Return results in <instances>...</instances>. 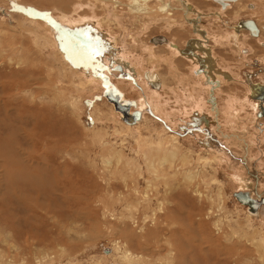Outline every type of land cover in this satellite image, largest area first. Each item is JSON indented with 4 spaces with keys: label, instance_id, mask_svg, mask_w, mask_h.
I'll return each instance as SVG.
<instances>
[{
    "label": "rangeland",
    "instance_id": "obj_1",
    "mask_svg": "<svg viewBox=\"0 0 264 264\" xmlns=\"http://www.w3.org/2000/svg\"><path fill=\"white\" fill-rule=\"evenodd\" d=\"M57 1H64L65 5L61 3L63 6H60L58 3L50 2V0H0V264H37L38 258H43L44 254L45 256L55 257L49 261L51 264H100L97 262L102 256L106 259V261L104 260L105 264L113 263L104 252L109 250L112 244L117 241L122 245L123 240L119 239L118 230L112 232L110 227L113 224L116 225L114 217H118V214L120 215L123 212L127 204H134V202L136 204V196L133 195L131 189L133 177L126 178L128 180V188L124 187L123 183H121L122 179L118 173L119 171H115V174L112 171L115 161L108 165V169L104 167L106 165L102 163L103 157H107V150L105 151V149L122 150L127 157L133 158L140 165H143L142 159L136 157L138 150L134 141L138 137L141 139H149L151 137L150 139L152 140L164 139L162 133V135L158 134L161 130L165 134L178 137V144L181 149L179 157L183 153L193 154L189 160H193L191 161L192 168L188 167V169L195 168L201 174L203 171V175L206 176L205 180L208 179L206 181H209L214 176L217 178L219 187L222 189L224 203L220 200L221 198L216 196L218 188L216 184H211L210 189L208 188L205 191L209 193V196H212L215 204L212 205V211H208L209 201L205 197L199 199L197 197L195 199L196 196L191 191H185L182 187H179V189L181 188L179 192L176 187L182 185L180 183L177 184V182L176 185L174 184L173 187L175 189L170 195L171 204L169 208L175 212L171 213L170 216L172 222L167 223L158 213L154 220L147 219L143 232L146 231L144 237L148 241V247L143 249L144 247L139 246L138 242L134 240L132 242L134 247L132 246L131 251L145 255L150 252V255L147 254L148 259H153L152 256L156 255L154 253L156 252L154 250V238L160 232L161 237L170 235L171 244L178 245L179 249L181 248L180 259L183 258V264H204L202 258L205 259V264H261L259 261L260 252L253 245L250 247L245 241H241L245 246L243 243V246L235 245V243H239V240L234 237L232 240H227V235H230L232 231L225 225V221H230V226L232 225L233 227H231L236 230L242 229L241 227H246L249 224L250 227L258 229V237L260 234V237L264 239V215L256 217L254 213L252 214V211H248V208L240 206L234 197V193L247 190L239 187L240 184L237 182L242 180V185L249 183L247 191H250L252 196H255L254 194L256 193L261 196V200L264 199V115L258 117L257 114L260 111L254 110L252 105H257L258 103L256 102L258 101L254 100V102H251L250 94L248 95L249 88L252 85H260L263 91L262 95L264 94V11L261 10L264 7V1L242 0L240 4L233 5V3L232 6L229 5V8L226 6L224 9L226 12L221 10L225 12L221 16L220 22H223L221 24L219 21L214 20L211 14L216 9H221L220 5L214 0H189L196 9L206 15L202 18L201 25L211 30L218 28L216 29L218 33L222 31L220 34H224L226 30L227 33L230 30L227 25L232 24L234 26L239 20L241 22V20L253 19V21L259 23V26L261 24L263 27L261 29L263 35L260 33L259 37L254 38H250L247 35V40H244V44L240 47V54H237L234 51L235 49L232 50L230 46L226 45L215 47L213 51L220 65L236 76V81L227 82L221 86V93L217 96L219 103L223 106L226 105L228 98H232L234 108L238 110L237 114L239 116L235 119L237 123H235L236 126H233V130H230L229 127L226 128L223 123L224 130H221L222 134H236L240 140L235 141L234 139L232 141L226 139L222 137V134H218L211 127L210 119L209 124L206 126L201 123L188 121L189 117L186 114L198 111L195 105L196 99L201 102L207 95L203 91L205 88L204 82L200 79L198 80L201 82L197 79L190 80L187 84L176 88L171 75L168 74L167 65L160 63L158 73H161V75H159V78L162 79L161 81L167 87L164 90L148 88L152 93L155 92L158 97L150 95L147 91L145 92V87L142 86L143 84L138 79L136 65L139 68V64L143 63L142 58L145 59V53L141 51L137 41L145 40L146 42L148 37L153 36L154 38L158 35L169 38L173 36L172 38L179 45L182 42L186 44L185 41H188L193 36L188 28L183 31L173 26L170 31H165L166 24H164L165 18H163L165 16L157 15L153 17L152 21L146 17V19L142 18L144 21L149 22L146 23L149 28L146 33H144L145 31L143 32L144 35L141 29L143 25L139 27L140 24L133 23L131 20L130 22L128 20L131 16L130 11L125 8L119 16L120 26H117V29L114 28L119 41L113 36L109 38L110 36L103 30L104 32H102L107 39L104 47H101L98 51L89 44L78 43L75 40V36L69 33L64 24L59 22V13H56L53 9L57 8L55 7L57 5L65 12L76 11L78 15L86 14L87 16L92 12L89 9H93L92 13H96L100 18L103 14V11L98 8L101 7L100 4L98 3V6L91 5L96 0ZM115 1H121V4L126 5L125 0ZM39 2L40 4H38ZM103 2L107 7L105 15L107 14L106 16L113 19V10L116 4L111 0H104ZM75 3L78 4L76 5ZM258 3L259 5L261 4V9ZM245 4H253L254 9L248 10V12L237 9ZM149 5L152 7L155 3L152 1L151 3L149 2ZM176 7L178 8L179 6L177 5ZM236 12H238V17L234 16ZM173 17L180 19L181 10L175 11ZM142 19L141 22L143 21ZM26 22H28V25ZM35 22L41 28L37 27ZM37 28L39 30L34 31ZM28 30H30V33H27ZM37 32L41 35L38 36ZM244 32L247 34V31ZM52 33L56 34L59 40H64H62L63 43L69 47L73 57L72 62H75L74 65L77 63V68H82L80 71L84 75L74 74V76L69 74L66 67L69 62L66 63L65 61V65L60 66L61 64L54 57V53L47 47H41L46 42L43 37L46 38L47 34H49V38L47 37L48 41L53 42L54 36H51ZM33 36L37 38L42 36L41 38L43 39L35 41L37 38ZM138 37H142V40H134V38ZM34 42L40 43V46L37 45V47ZM111 45L116 47L111 48ZM105 46H108V48ZM108 49L115 53L117 52L116 55L118 54V57L124 58L126 63L133 68V72L132 70L128 71L125 65L120 63L112 64L113 62L106 58ZM134 62H137L135 63L136 65ZM176 64L179 73L187 74L186 78L190 75L192 77L189 76V78L193 79V75L188 69V62L185 59H177ZM117 67L121 69H117ZM63 70L65 71L64 73L62 72ZM96 75L97 79H99L98 81L94 77ZM103 76L107 78V81L103 80ZM85 79L96 86L90 89L85 87L82 85V81ZM103 83L109 88L118 90L122 94L123 101L137 103V107H131L130 112L138 111L140 113L139 121L135 124H126L122 120L124 116L122 117L115 110L114 104L109 103L107 98L103 96ZM199 84H202L203 88L199 89ZM189 85L195 89L192 87L190 89ZM183 87H189L188 91ZM195 90H199L202 94ZM187 96L191 99L187 98ZM159 102L160 104H158ZM155 107L158 109L157 112L159 111L158 114L154 110ZM202 109L203 113L207 111L206 108ZM161 112L164 113L162 114ZM170 114L171 117L173 116L171 123L166 118ZM252 119H255L254 123H251ZM150 124L151 126H149ZM120 126L137 129L131 134L128 131H124ZM92 127H95V131L100 129L106 133L104 141L109 147L102 149V142L99 143L96 138H93V132L88 130V128ZM152 127L154 128L152 129ZM146 129L156 130L158 137L156 138L154 133H151L150 136ZM116 130L119 131L118 134ZM199 155L214 159H210V164L199 165L196 162ZM123 173L124 175H129L127 170L123 171ZM102 177L105 180H102ZM69 178V183H72L71 186H73L71 188H69L70 184H65L66 181H69ZM56 179L58 182L64 183V187L69 190L72 189L67 196L68 198H63L59 194L58 186L54 181ZM28 180L46 185L44 186L45 195L39 193L40 190L43 191V188L37 183H35L37 186L34 190L30 188L31 185L29 186ZM106 180H108L109 186L106 184ZM52 183L55 186L53 185L52 187ZM94 183L97 184V187L92 190ZM201 185L200 189L204 191V185ZM144 188L145 182L143 180L138 181V191H143ZM91 190L92 192L88 194L87 192ZM159 192V199H161L163 193L161 190ZM121 194L127 195V201L121 199ZM180 195L189 198L188 202H181V212L174 209L175 204L180 202L178 199ZM110 196L113 199H119L120 203L114 202ZM100 200L106 204V207ZM261 200L259 201L258 199V202L261 203ZM155 205L156 200L152 202L151 208H140V204H138V206L136 205V212L131 210L135 218L134 224L132 222L129 223L131 230L135 231V229H138L137 232H139L141 221L145 215L152 216V209L156 207ZM261 205L264 208V204ZM208 213L211 214L209 215ZM195 214L199 215L195 216ZM75 215L76 217H74ZM246 216L250 219L246 218ZM215 219H220L224 223L221 225L223 227L220 230L222 234L214 228ZM156 224H158L157 227ZM239 225L240 228L238 227ZM190 237L193 238L192 241ZM206 238L213 240L216 249L207 252L208 248L206 246L208 245L203 243ZM225 241H228V243H225ZM229 242L234 243L230 245L233 248L227 246L230 244ZM219 246L222 248H219ZM200 247L202 252L204 250L205 254L207 252V255L199 252ZM148 248L149 250H147ZM228 248L230 249L228 250ZM152 250L154 251L151 252ZM161 250H158L157 253L163 256L168 248L162 245ZM262 253L264 255V251Z\"/></svg>",
    "mask_w": 264,
    "mask_h": 264
},
{
    "label": "bare ground",
    "instance_id": "obj_2",
    "mask_svg": "<svg viewBox=\"0 0 264 264\" xmlns=\"http://www.w3.org/2000/svg\"><path fill=\"white\" fill-rule=\"evenodd\" d=\"M73 1H76V0H73ZM103 1L104 0H100V1L96 0V1H94L95 2L94 4H91L93 6L94 5L98 6V3L100 4L101 7H98V8L103 11L102 17H100V18H99V16L96 15V13L95 14L92 13L93 9H89L92 12L90 14H88V16L86 14L78 15V12H76V11L65 12V11L62 10L61 7H58L57 5L55 6L57 8H55L53 10L56 13L57 12L59 13V17H58L59 22L61 24H64V26L68 29L69 33H71L72 35L75 36V40L78 43L89 44V45H91L93 47V49H97L98 51H99V49L101 47H104V44H105L106 39H107L105 37L104 33H103L104 31H106V33L110 36L109 38H112L111 36H113V37L116 38V40L119 41V37L115 34V32H114L115 29L114 28L117 29V26H120V17L119 16L121 15V12H123V10L125 8L127 10H129L130 14H131V16L129 15L130 18H128L129 21L131 20L133 23L140 24L139 27H141L143 25L141 27V29L143 30L142 34L146 33V30H148V28H149V27H147L148 25L146 24V23H149V22L144 21L142 18L146 17L147 19H150L152 21L153 17H156L157 15L165 16V17H163V18H165V22L164 21L163 22H164V24H166L165 31L166 30L170 31V29H173V26H176L175 28H179V30H183V31L186 30V28H188L193 36L188 41H185L186 44H183V42H182V44L185 45V46H183L181 43H180V45H181L180 46L177 43V41H175L172 38L173 36L171 37V35H170L171 38H169L167 36H162L166 40V42H164L163 44H161L162 42H159V41L155 42V43L151 42V40H153V36L152 37L151 36L148 37V39H147L148 41H146V42H145V40L143 41L141 38L145 34L141 38H139V37L138 38H134V40H138V39L142 40V41L138 40L137 44H139L138 46H140L141 51L145 53V57H144L145 59L142 58L143 63L139 64V68L135 64L137 62H134V64L137 67L136 71H138V79L143 84L142 86L145 87V89H146L145 92L147 91V92H149L150 95H154L155 97H158V96L156 95L155 92L152 93L151 91H149V89H148L149 87L154 89L155 87H153V86H155V83L159 84V87L157 89H163L164 90L167 87V85L163 84V81H161L162 79L159 78V75H161V73H158L159 72L158 67L160 66L159 65L160 63H165L167 65V68L169 69V73L168 74L171 75V78L174 81V83L176 85V88H177V86H182V85L187 84V82L190 81V80H195V79L198 80V79H200L201 81L204 82V87H205L204 89L205 90L203 89V91H205L207 95H205L206 97L203 100H201V102H199V99H196L197 102H196L195 105L197 107L196 106L195 107L198 108V111H195L194 113L193 112H190V113L189 112L188 113L185 112V113H187L186 116L189 117L188 121H192L194 123H199V124L201 123V124L206 126V125L209 124V122H210L209 119H210L211 120V123H210L211 127L213 129H215V131L218 134H222V132H221V130L223 129L222 123L224 124V126H226V128L229 127L230 130L231 129L233 130V128H234L233 126L235 125V123H237V122H235V119H236V117L239 116L237 114L238 110L236 108H234L233 99L232 98H228V100H226V103H225L226 105L223 106V105H221V103H219V99H217L218 98L217 96H219V94L221 93V86H223L227 82L236 81V78H235L236 76L233 75L231 72L225 70L223 68V66L220 65V63L217 61V58H216L217 56H215V52H213V51H214L215 47L217 48V47H222V46L226 45V46H230L232 48V50L235 49L234 51H236L237 54H240L241 53L240 52V47L244 44L243 41L247 40L248 36L250 38L259 37V36H252L251 33H249L250 32L249 28L247 26L245 27L241 23H239L240 20L237 23H235L234 26L232 24L231 25L230 24L227 25V27L230 30L228 29L229 31L227 33H226L227 30H226L224 34L223 33L220 34L222 31L220 33H218L217 30H216L218 28H216L215 30H211L208 27H204L203 25H201V22L203 20L202 18L204 16H206V15H204L198 9H196L193 6V3L190 2L189 0H125L126 1V5L121 4V1L116 2L115 0H111V1H113V3L116 4V7H114V10H113V15H114L113 19L109 18L108 16H106L107 14L105 15V10L107 9V7H106V5H105V3ZM152 1L155 3V5L150 7L149 2L151 3ZM241 1L242 0H237L235 2H229V3H227V7L229 8L230 7L229 5L232 6L233 3H234L233 5L240 4ZM50 2H53L55 4L58 3V5H60V6H63V4H64L63 3L64 1H59L58 2L57 0H50ZM61 3H63V4H61ZM71 3H73V2H71ZM88 3H92V2H88ZM38 4H40V2ZM75 4L77 5L78 3H75ZM86 4H87V2H86ZM86 4H85V6H86ZM80 5H82V4H80ZM177 5L179 6L178 8L176 7ZM73 6H75V5H73ZM258 6L260 7L261 4L259 5V3H258ZM261 7H260V9H261ZM178 9L181 10V18H182L181 21H180L181 18L178 19V18H174L173 17V13L175 11H177ZM237 9H239V10L242 9L244 12H248V10L254 9V6H253V4L252 5H246L245 4L244 6H240ZM263 9H264V7H263ZM263 9H261V10L264 11ZM115 10H117V11H115ZM221 10H224V9H222V8L219 9L218 8L214 12L211 13L212 16L214 17V20H217L219 22L221 21V16L226 12L225 10H224L225 12H222ZM125 13H126V11H125ZM139 15H141V16H139ZM237 15H238V12H236L234 14L235 17H238ZM124 19H126V18H124ZM141 19L143 20L142 22H141ZM21 20H23V19H21ZM24 21H26V20H24ZM252 21H253V19H252ZM31 22H33V21H31ZM130 22H129V24H130ZM253 22H254L255 26L257 27V29H258V35H260V33L263 32L261 30V29H263V27L261 26V24L259 26L258 25L259 23H257V21L256 22L253 21ZM26 23L28 25V22H26ZM220 23L223 24V22H220ZM29 24H31V23H29ZM32 24H34V22ZM32 24H31V26H34ZM35 25L37 27L41 28L40 26H38L39 24H37L36 22H35ZM31 26H29V27L31 28ZM36 30H39V29L37 28L34 31H36ZM28 31H27V33H30V30H28ZM244 31H247V34ZM150 32H151V30H150ZM150 32H149V34H150ZM179 32H181V31H179ZM31 34H29V35H31ZM52 34H51V36L52 37L54 36V40L52 39L53 42L52 41H48L47 37L49 38V36H48L49 34H47L46 38L43 37L45 39L44 41H46L45 42L46 45L43 42L44 45H41V47H43V48L47 47L49 50H51V52L54 53V57L60 62V64H61L60 66H63L65 61H66V63L69 62L66 65L67 71H68L69 74H72V75H74V74L84 75V74H82V71H80L82 68L81 69H79V67L77 68V65H76L77 63L75 64L76 65L75 66L74 65L75 62L74 63L72 62V58L73 57L71 56V52L69 51V47H67V45L65 43H63L64 40L63 39L59 40V38H57L56 34H54V33H52ZM33 35H35V34H33ZM39 35H41V34L38 33V36ZM262 35H263V33H262ZM33 37H36V36H33ZM41 37L40 38L36 37L37 39H35V38L34 39H35V41L38 40V39L39 40L43 39ZM155 37L160 38V36H158V35L155 36ZM109 38H108V40H110ZM111 42H113V41H111ZM35 44H36V46L37 45L40 46L39 45L40 43L38 44V42H34V45ZM136 45H134V46H136ZM110 47L114 48L116 46L115 45H111ZM106 48H108V46ZM118 49L120 50V48H118ZM116 53L109 50L107 55H106V58L109 61H112L113 62L112 64L120 63L122 65H125V67H126V69H128V71L132 70V72H133V68L131 67V65L126 63V60L124 58H122L120 56L118 57V54L116 55ZM177 59L178 60L185 59L186 62H188V65H189L188 69H189V72L192 73L193 79L189 78L190 75L186 78L187 74L185 75V74H181V73L178 72V66L176 64V60ZM242 59H243V57H242ZM74 67H76V68H74ZM117 69H121V68L117 67ZM64 70L62 71L63 73L65 72ZM94 77L97 79V75L94 76ZM94 77H92V78H94ZM190 77H192V76H190ZM85 80L82 81V85H84L85 87L90 89V88H93V87L96 86L92 82H90V81L88 82L87 80H86L87 81L86 82ZM98 80L99 79H97V81ZM197 80H196V82H197ZM200 80H198V81H200ZM91 81H93V80H91ZM104 81H107V80L104 79ZM80 83H81V81H80ZM194 85H195V83H194ZM103 87L105 89V87H107V86H105V84L103 83ZM191 87L192 86H190V89H191ZM188 88L189 87L184 88V89L187 90ZM200 88H203L202 84L200 85L199 89ZM193 89H195V88H193ZM249 89H250V91L248 92V95L250 94L249 98L251 99V102H254V100L258 101V102H256V103H258L257 105L256 104H252L253 105V109L254 110L255 109L259 110L260 112L264 113V105H263V103H264V94L262 95V92H263L262 91V87H260V85H258V86L252 85V86H250ZM192 91H194V90H192ZM195 91H197V90H195ZM117 92L120 95L119 97H120V102L121 103L122 102L123 103H125V102L129 103V101H123L122 94L118 90H117ZM200 93L202 94V92H200ZM187 98H189V97L187 96ZM200 98H203V97H200ZM189 99H191V98H189ZM192 99L194 100L193 97H192ZM247 100H248V98H247ZM109 103H112V102L109 101ZM133 103H134V106H131V107L136 108L137 107V103H135V102H133ZM158 104H160V102ZM131 107L129 108L128 116H125L120 111H118L115 108V105H114L115 110L117 112H119L122 115V117L124 116V118H122V120L124 121L126 119L127 122L124 121L126 124H135L136 123V122H133V118L131 116V114L133 113V112L132 113L130 112ZM139 108H141V107L139 106ZM196 108H195V110H196ZM202 108H206L207 109V111H206L207 113L206 112L203 113L202 112V110H203ZM154 110L158 114L159 111L157 112L158 109H156V107H155ZM254 110H251V111H254ZM184 116H185V114H184ZM254 116H256V114H254ZM170 117H171V114L166 116V118H168L169 122L171 123V121H173V118H172L173 116L171 118ZM141 118H142V116H141ZM222 120H224V121H222ZM175 121H177V120H175ZM254 121H255V119H252L251 123H254ZM149 126H151V124ZM120 127L123 128L124 131H128L131 134L137 129V128H129V127L125 128V127H122V126H120ZM145 128H146V126H145ZM153 128L154 127H152V129ZM152 129H148V130L146 129V130L149 132L150 136H151V133L156 134V138H157L158 136H157L156 130H152ZM88 130L93 132V138H96L99 143L102 142L101 143V146L103 145L102 149L105 148V147H109L107 144H105L104 138H105V134L106 133H104L103 130L98 129L97 131H95L96 130L95 127H92L90 129L88 128ZM118 132L119 131L116 130L117 134H118ZM159 133H160V135L163 134L164 139H160L159 138L158 140L157 139L156 140H152V139H150L151 138L150 136H149L150 137L149 139H141L139 137L136 139L134 137V139H136L134 142L136 143V147H137V150H138V153H136V157L139 158V159H142L143 165H140L133 158L127 157L124 154V152H122V150H117V149H114V148L113 149H105V151L107 150L106 151L107 152V157H103L102 163L104 165H106L107 167L106 166H104V167L106 169H108L109 168L108 165H110L111 163H113V161H115L114 162L115 163L114 169L112 171H114L113 172L114 174H115V171H119L118 173L120 175V178L122 179L121 183H123L124 187L128 188V180H126V178L133 177V179L131 180V189H132L133 195L136 196V199H135L136 204H135V202H134V204H132V203L127 204L124 207L123 212L120 215L118 214V217H114L115 218L114 220L116 221V225L113 224V226L110 227V230L112 232L114 230L115 231L118 230V232H119L118 235L120 237L119 239H122L123 243L121 245L120 242L117 241L114 244H112V247L109 249V252L107 254L105 253L106 251L104 252L107 255V257H109L112 260V262H113V263H109V264H183L182 263L183 258L180 259V255L182 253V252H180L181 248L179 249L178 245L171 244V242H170L171 240L169 239L170 235L169 236L167 235L168 237L167 236L166 237H161L160 236V232L154 238V240H155L154 241V243H155V249L154 250L156 251L154 253H156V255L152 256L153 259H148L147 254L150 255V252H147L146 255H145L143 253H138V252L135 253V252L131 251V249L134 247L132 245V242L134 240H136L138 242L139 246H143L144 247L143 249L148 247L147 246L148 241L144 237V234H145L146 231L143 232V229L145 228L146 223H147L145 221L147 219L154 220L156 214L158 213L159 215H161L160 217H163V219L166 220L167 223L168 222H172V218L170 216H171V213L173 214L175 212L173 210H170V208H169L170 207L169 205L171 204L170 195H171V193H173V189H175L173 186H174V184L176 185L177 182H178L177 184L180 183L182 186L179 185L176 188L179 189V187H182L183 189H185V191H188V190L191 191L192 194H194L196 196L195 199H197V197H198V199L205 197V199H207L210 202V203L208 202V204H209V208L207 209L208 211H212V205H215V204L213 203L214 200H212V196H209V193H207L205 191H207L208 188L210 189V185L211 184H216L218 188H217V195L216 194L215 195L218 196L219 198H221L220 200H222V202L224 203V197L222 195V189L219 187L220 185H219V181L217 180V178L214 176L209 181H206L208 179L205 180L206 176L203 175V173H204L203 171H202V174H201V172L199 170H195V168L191 169V170L188 169V167L192 168L191 161H193V160H191V161H189V160H190V156L193 155V154L188 155L186 153H183V155L181 157H179L181 155V154L179 155L181 149H180L179 144H178V139H177L178 137L176 138L174 136H170L168 134H165V133H163V130L158 132V134ZM222 137H224L226 139H229L231 141L233 139H234V141L235 140H240V138L234 133H232V134L231 133L230 134L229 133H225V134H222ZM220 155H222V154L220 153ZM208 158L209 157H206L205 155L204 156L199 155L198 158L196 159L197 160L196 162H198L199 165L205 166L206 164H208V163L210 164V162H211L210 159H212V158H210V159H208ZM119 166H121V168H119ZM125 170L128 171L129 175H126V174L124 175L123 171H125ZM111 175L113 176V174H111ZM101 179L105 180V178H103V177ZM140 180H143V182H145V188L143 189V191H138L139 190L138 189V181H140ZM54 181L56 182V184L58 186V189H59V192H60L59 194L63 198H68L67 196L70 194V191L72 189L69 190L68 188L64 187V185L65 184H68V185L70 184L69 183L70 182V178H69V181L68 182L66 181L65 184L64 183L63 184L60 183L61 182L60 180H59L60 182H58L57 179L54 180ZM35 183L39 184V182H32V181L31 182L29 181V183H28L29 186L31 185L30 188H33V190L37 186ZM53 183H52V187L54 185ZM237 183L240 184V186H239L240 188H243L245 190L249 189V183L245 184V185L244 184L242 185L241 184L242 180H238ZM106 184L109 186L108 180H106ZM201 184L204 185V189H205L204 191H203V189L202 190L200 189V185ZM39 185L43 188V191L40 190L41 192L39 191V193L45 195V189H44L45 187L44 186H46V185H43V184H39ZM71 185H72V183L70 184L69 188L73 187ZM73 185H75V184H73ZM203 185H201V186H203ZM96 187H97V184L94 183L93 186H92V190H93V188H96ZM180 189H179V192H180ZM92 190L90 192H87V193L90 194L92 192ZM159 190H161V192L163 193L162 196H161V199H159L160 198ZM247 190L245 192H241L240 191V193L246 194L247 197H249L252 201L254 200L255 203H256V207L257 208L255 210H253L249 206V204H245L241 200H238L235 197V195H234V197L236 198L235 199L236 202L240 206L248 208L249 209L248 211L249 212L252 211V214L254 213L256 215V217H258L259 215H264V208L261 205L262 203L258 202V199H259V201L261 200V196L257 195L256 193L254 194L255 196H252L251 192L247 191ZM237 193H239V192H237ZM48 195H49V193H48ZM126 197H127V195H122L121 194V199L126 200ZM176 197H177V194H176ZM176 197H175V199H176ZM110 198H111V196H110ZM187 198H185L184 196L180 195V197L178 198L180 202H177L175 204V208L174 209H177L179 212H181L182 211V205H180V204H182L181 202H183V203H185V201L188 202L189 198L188 199ZM111 199L114 202H116V203H120L119 199L118 200L117 199H113V198H111ZM154 200H156V205H155L156 207L152 209V211H153L152 212L153 213L152 216H147V215L144 216V219L141 221V225H140V228H139V232L140 233L137 232L138 229H135V231L131 230V227L129 226L130 225L129 223H131V222L133 223L134 219H135L133 217V214L131 213V210H133V211L135 210V212H136L138 204H140V208H144V209L151 208V204H152V202ZM103 205H105V207H106L105 203H103ZM196 205H198V204H196ZM219 206H220V204H219ZM199 208L201 209V207H199ZM69 210L71 211V209H69ZM70 213H72V212H70ZM188 214L190 215V213H188ZM208 214L210 215L211 213H208ZM196 215L197 214H195V216ZM103 216H105V215H103ZM112 216H113V214H112ZM74 217H76V215ZM213 217H215V216H213ZM246 218H249V217L246 216ZM167 220H169V221H167ZM210 220H212V219H210ZM250 221H252V220H250ZM225 222H226L225 225L229 228V230L232 231V233L230 235H227L228 236L227 240H232L234 238H237L239 240L238 241L239 243H235V245H242V243L244 241L250 247L253 245L256 248V250L258 252H260V254H259L260 263L264 264V255H262L263 254L262 252L264 251V239L262 237H260V234H259V237H258V233H259L258 229H254V228L250 227L249 224L247 223L248 226L241 227L242 229L236 230V229L232 228L233 227L232 225H231L232 227L230 226V221L227 220ZM222 224H224L223 221H221L220 219H215V221H214L215 230H217V231H219L221 233L220 230L223 227V226H221ZM194 225H196V224H194ZM211 225H212V221H211ZM157 226H158V224H156V227ZM238 227L240 228V225ZM153 229L156 230V228H154V227H153ZM153 233H154V231H153ZM137 234H139V235H137ZM257 237H258V239H257ZM150 238H151V236H150ZM211 238H212V236H211ZM211 238H206L204 240V242L202 241L203 243H206L208 245V246H206L208 248L207 252H210L213 249H216V246H215V244H214V242L212 240L213 238L212 239ZM225 238H226V234H225ZM115 240H117V239H115ZM190 240L192 241L193 238L190 237ZM241 241H243V242L241 243ZM176 242H177V240H176ZM225 243H228V241L227 242L225 241ZM233 244L234 243H230L227 246L230 247V245H233ZM162 245H164V247L166 246L168 248L166 253L165 254L163 253L164 254L163 256L160 255L159 253H157L158 250L162 251L161 250ZM199 245H201V244H199ZM189 246H187V247L189 248ZM244 246H245V244H244ZM151 247H152V245H151ZM193 247H195V246H193ZM231 247L233 248V246H231ZM219 248H222V247L219 246ZM230 248H228V250ZM147 250H149V248ZM154 250H152L151 252H153ZM61 251H63V250H61ZM199 252L202 253L203 255H207V252L205 254V250L202 252V248L200 249ZM157 254H159V255L157 256ZM224 254H225V252H224ZM229 254L231 255V253H229ZM44 256H45V254H44ZM44 256L41 259L38 258L37 264H51V263H49V261H51V260H53L55 258V257H50V255H46L45 257ZM216 256H217V254H216ZM155 257H156V259H155ZM202 259H203L204 264H205V259L204 258H202ZM104 260L106 261V259L102 256L101 259H99L97 263H100V264L104 263L105 264ZM67 264H72V263H67Z\"/></svg>",
    "mask_w": 264,
    "mask_h": 264
},
{
    "label": "water",
    "instance_id": "obj_3",
    "mask_svg": "<svg viewBox=\"0 0 264 264\" xmlns=\"http://www.w3.org/2000/svg\"><path fill=\"white\" fill-rule=\"evenodd\" d=\"M237 0H215V2L217 4H219L221 6L222 9H225L226 6H227V3L229 2H235ZM243 26H247L250 30V33L252 36H258V29L257 27L255 26L254 22L252 20H241L240 22ZM166 42V40L162 37L158 38V37H154L153 40H151V42L155 43V42ZM107 80L106 77L103 76V80ZM152 86V85H151ZM155 87L156 89L159 87V84L155 83ZM103 96L105 98H107L110 102H112L114 105H115V108L120 111L122 114H124L125 116H128L129 114V108L131 106H134V103L133 102H125V103H121L120 102V95L119 93L117 92L116 89L114 88H108L105 87L104 89V92H103ZM132 118H133V122H137L139 121L140 119V113L138 111H134L132 114H131ZM125 122L126 119L124 120ZM235 197L238 199V200H241L242 202H244L245 204H249V206L255 210L257 207H256V203L255 201L251 200L249 197H247L246 194H243V193H234ZM261 203L264 204V199L261 200ZM109 252L106 251L105 253L107 254Z\"/></svg>",
    "mask_w": 264,
    "mask_h": 264
},
{
    "label": "flooded vegetation",
    "instance_id": "obj_4",
    "mask_svg": "<svg viewBox=\"0 0 264 264\" xmlns=\"http://www.w3.org/2000/svg\"><path fill=\"white\" fill-rule=\"evenodd\" d=\"M258 112H259V110H258ZM257 115H258V117H259V116L264 115V113L260 112V113H258Z\"/></svg>",
    "mask_w": 264,
    "mask_h": 264
}]
</instances>
